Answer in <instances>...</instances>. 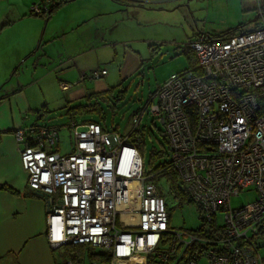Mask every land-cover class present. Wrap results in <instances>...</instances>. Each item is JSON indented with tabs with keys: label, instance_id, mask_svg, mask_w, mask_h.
<instances>
[{
	"label": "built area",
	"instance_id": "1",
	"mask_svg": "<svg viewBox=\"0 0 264 264\" xmlns=\"http://www.w3.org/2000/svg\"><path fill=\"white\" fill-rule=\"evenodd\" d=\"M259 18L252 31L191 38L195 65L172 72L131 116L132 131L145 114L160 123L169 164L211 224L205 235L169 227L165 199L129 136L71 120L73 143L63 153L55 128L12 130L28 188L47 203L51 249L86 243L108 264H264V11ZM248 188L253 201L229 205Z\"/></svg>",
	"mask_w": 264,
	"mask_h": 264
},
{
	"label": "crops",
	"instance_id": "2",
	"mask_svg": "<svg viewBox=\"0 0 264 264\" xmlns=\"http://www.w3.org/2000/svg\"><path fill=\"white\" fill-rule=\"evenodd\" d=\"M48 2L0 0V186L9 189L0 188V264L74 262L55 255L48 244L47 203L28 188L21 146L12 133L16 127H51L43 122L49 114L47 97L41 90L36 97L31 91L35 85L46 80L63 92L68 124L73 119L82 127L97 117L70 114L68 107L86 104L89 95L103 107V100L127 90L126 81L143 66L142 47L151 57L162 45L149 38L147 31L160 22L147 10L173 8L177 21L170 22L182 29L169 21L160 25L174 30L172 42L181 51L200 32L224 37L252 31L261 25L259 12L264 11V0H68L49 13H32V5ZM94 69H105L106 74L82 79ZM61 83L69 87L62 90Z\"/></svg>",
	"mask_w": 264,
	"mask_h": 264
},
{
	"label": "rangeland",
	"instance_id": "3",
	"mask_svg": "<svg viewBox=\"0 0 264 264\" xmlns=\"http://www.w3.org/2000/svg\"><path fill=\"white\" fill-rule=\"evenodd\" d=\"M173 8L168 9V11H163L159 7H154L146 12L154 18L155 21H177V13L172 12ZM159 24L154 25L151 30H148V34L150 35L151 42L154 43H162V45L158 48L153 49L155 53L150 57L146 54V47H142L143 56V66L138 70V73L135 76L129 78L124 87H128L124 98H122L121 102H116L115 100H107L102 101L104 115H105V125L111 127L113 125L117 131L121 134L127 135L132 130V120L131 115L139 107L145 106V104L149 101L147 98L154 93L157 85L164 81L172 72H181L186 68L190 67V62L186 56L181 53V49H175L176 45L172 42L175 36L174 30L168 26H162ZM172 25L178 26L180 25L182 29V25L178 24V22L172 23ZM185 24V23H182ZM145 44L144 46H146ZM43 70L42 67H38ZM51 78V77H50ZM48 80V79H47ZM51 81V80H50ZM58 88V87H57ZM31 90V89H30ZM38 90L43 91L46 95L45 102L47 103V109L49 110V114L46 113L45 119L43 120L44 124L50 125L57 130V136L59 141L56 143L58 146V151L67 152L70 149L71 144L73 143L72 137L69 135L68 129V118L64 109V100L62 98L63 92L59 89H54L49 87L46 80L42 81L39 85H35L31 91H36V97H38ZM115 105V107L113 106ZM133 111V112H132ZM153 120V124L150 123ZM141 125H146L149 127L147 130V134L144 136V144L142 148H144V166L145 173L149 170L148 166V158L151 146L156 147L157 149H162L165 146V142L163 140L162 135H160V123H158L157 119H154L150 115H144L140 122ZM166 149V147H164ZM168 156L164 155L162 157H154L152 158V163L156 166L159 163L167 161ZM155 181L159 184L160 188L163 191V195L165 196V200L168 203V207L170 208V217L169 227L173 230H194L200 226L201 219L200 211L197 208L196 204L189 203L187 201L181 202L178 198L174 197L170 193V183H168L167 178L164 174L157 173L155 176ZM153 181V180H152ZM256 193L252 188L244 189L239 191L237 196H232L230 198V204L233 208L241 207L248 202H251L255 199ZM219 222L221 219L219 218ZM55 255L60 258L66 257V248L65 246L54 249ZM94 252H102L101 249L95 248ZM261 253H264V249H261ZM205 259H201L199 264H205ZM85 264H103L96 257L94 258H84Z\"/></svg>",
	"mask_w": 264,
	"mask_h": 264
},
{
	"label": "trees",
	"instance_id": "4",
	"mask_svg": "<svg viewBox=\"0 0 264 264\" xmlns=\"http://www.w3.org/2000/svg\"><path fill=\"white\" fill-rule=\"evenodd\" d=\"M66 1H68V0H50V2L44 4V6L47 7V10L41 14H45V13H49V12L53 11L56 7L59 6V4H62ZM33 14H35V13H33ZM154 45L155 44H151V47ZM189 47H190L189 43H187L186 46L182 47L181 53H183L186 56V58L188 59L187 61L190 62V66L193 67L196 63V61L194 60L195 55H194V52L192 51V49ZM125 92H126L125 89L121 90L120 92H118L116 94V96L115 95L113 96V98H114L113 100H115L116 102H121L122 98H124ZM91 98H93V96H91V95L87 96V99L85 100L86 104H83V105L79 104L75 107H68L67 112H71L70 114H73V115L93 114L97 118L88 119L87 122L88 123L89 122H96L97 124L99 123V125H101L103 128L106 129L107 127L105 126V115L103 113L104 109H103V107H101L99 105V103H97V102L92 103L90 100ZM113 106L115 107V105H113ZM139 108H137L136 110H138ZM136 110H134V112ZM70 117H73V116L71 115ZM152 122H153V120H151L150 123H152ZM110 129L117 131V129L113 125H111ZM148 129H149V127L147 126V124L141 125L137 129H135L134 131L131 130L127 134V136L130 137V140L134 143L135 147L139 149L140 154H141L143 159H144V148H142V146L144 144L143 141H144L145 133L147 134ZM159 131L161 133V130H159ZM163 140H164V138H163ZM164 142H165V140H164ZM166 146L167 145L165 142L164 147H166ZM164 147L162 149H160V148L157 149L156 147L151 146V149L149 152V158H148L149 170L147 171V174L149 173L152 175L151 181L153 180L152 182L158 186V188L160 189V192H161V196H163L164 199H165V196L163 195L164 193H163L162 189L160 188L159 184H157L155 181V178H156L155 176L157 175V173L160 174V172H161V174H164L166 176L168 183H170L171 195H174V197L178 198L181 202L187 201L189 203H193L192 200L190 199L189 195L187 194V191L185 190V186H184L183 182L180 180L176 171H174L173 168L171 167V165L169 164V160L164 161L162 163H159L156 166L152 163V161H153L152 158H154V157L160 158L164 155L168 156L167 155L168 154L167 147H166V149ZM144 172H145V166H144ZM0 188L2 190L3 189L9 190L8 187H6V186H0ZM165 203H166L165 208L167 209L168 217H170V208L168 207V203L166 202V200H165ZM197 208L199 209V211L201 213L199 206H197ZM202 217L203 216L201 213L200 217H199L201 219L200 226L197 229L190 230V231H193L194 233H196L198 235H205L206 232H208L207 229H209V226H211V224L205 223L204 218H202ZM65 248H66V257H68L69 259H71L74 262H83L84 261L83 259L86 257L90 258V259L96 257V259H98L103 264H108L109 255L107 253H104V252H94L93 248L90 247L89 244H86V243L85 244H77V245L71 244V245H66Z\"/></svg>",
	"mask_w": 264,
	"mask_h": 264
}]
</instances>
